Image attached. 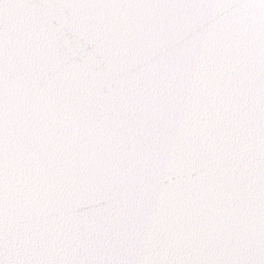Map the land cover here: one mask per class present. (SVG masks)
Segmentation results:
<instances>
[{
  "label": "snow or ice",
  "instance_id": "obj_1",
  "mask_svg": "<svg viewBox=\"0 0 264 264\" xmlns=\"http://www.w3.org/2000/svg\"><path fill=\"white\" fill-rule=\"evenodd\" d=\"M0 264H264V0H0Z\"/></svg>",
  "mask_w": 264,
  "mask_h": 264
}]
</instances>
